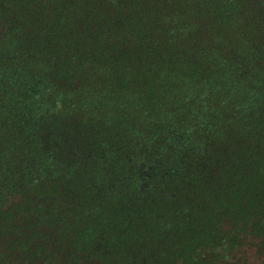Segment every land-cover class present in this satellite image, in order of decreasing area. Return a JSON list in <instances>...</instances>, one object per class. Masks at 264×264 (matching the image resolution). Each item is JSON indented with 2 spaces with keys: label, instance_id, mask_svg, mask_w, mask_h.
Segmentation results:
<instances>
[{
  "label": "trees",
  "instance_id": "trees-1",
  "mask_svg": "<svg viewBox=\"0 0 264 264\" xmlns=\"http://www.w3.org/2000/svg\"><path fill=\"white\" fill-rule=\"evenodd\" d=\"M264 253V0H0V264Z\"/></svg>",
  "mask_w": 264,
  "mask_h": 264
},
{
  "label": "rangeland",
  "instance_id": "rangeland-1",
  "mask_svg": "<svg viewBox=\"0 0 264 264\" xmlns=\"http://www.w3.org/2000/svg\"><path fill=\"white\" fill-rule=\"evenodd\" d=\"M226 264H264V253H260L255 246L248 245L232 253Z\"/></svg>",
  "mask_w": 264,
  "mask_h": 264
}]
</instances>
